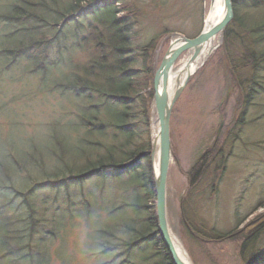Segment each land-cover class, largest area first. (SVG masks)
Here are the masks:
<instances>
[{
  "label": "rangeland",
  "instance_id": "rangeland-1",
  "mask_svg": "<svg viewBox=\"0 0 264 264\" xmlns=\"http://www.w3.org/2000/svg\"><path fill=\"white\" fill-rule=\"evenodd\" d=\"M124 1L129 3L127 4L128 7L131 2L138 3L136 4L138 12L134 13L135 17H138L136 21L134 20L136 27L133 29L134 34L138 31L135 37V49L147 45L156 37H162L156 44L154 51L151 53L152 55L145 57L150 58L148 65L151 66V63L156 64V70H158L172 42L171 35L180 34L188 38H194L201 29V4L206 6L207 9L211 6V0ZM15 5L20 7V10L16 12L17 15L23 13L22 15L29 16L28 21L21 23V26L18 27L19 29H26L34 25L32 24L33 17L46 14L45 10L53 5V1L0 0V50H2L5 42L19 43L24 41L28 43L32 41V38L38 36L33 32L26 36L22 31L9 37L2 35L7 31V26L13 27L4 23L8 19V11H13ZM93 5L90 4V8ZM58 7L66 8L64 3H60ZM88 7L86 3L83 4L84 9L87 10ZM118 7H121V4ZM249 14L250 18H255L257 11L251 10ZM69 19L71 20L70 16ZM84 20H87V18H84ZM3 24L5 27H3ZM69 24L72 29L82 26L81 17ZM159 24L163 28H160ZM84 32L85 37H91L87 30ZM72 42L73 40L69 37H64V59H72L74 65L72 62H65L62 65H56V69L47 66L45 70H48V72L43 71L40 77L29 74L30 62L27 60L9 65L6 63L0 64V185L10 186L6 187L5 191L3 190L6 194L4 203L10 202L6 208L11 212L6 214L9 217L10 215L11 217L18 215L17 206L21 204L23 198L32 200L39 197L40 192L37 190L33 193L29 187L22 190L19 187L15 190L17 185H22L20 184L22 180L29 179L30 173L36 177L40 175L39 169L67 172L70 166L77 169L88 163L87 152H83L85 157H77L80 162L77 166L72 165L76 155L65 154L63 141L67 129L64 128L60 131L58 123L61 121L66 123L68 120L74 121L77 115L83 118L88 116L91 111L88 109V104L98 101L95 98V93H92V95H79L69 91L65 94V97L70 96L76 100L71 101L72 98H70L71 103H69L66 98L65 101L69 105L67 106L60 91H48L51 80L55 77L65 79L66 77L74 78L77 74L84 76L85 73L81 71L79 63L83 64V62L94 57L95 50L91 44H89V49L85 51L86 55H82L78 49H72ZM214 42L216 48L210 59L207 60L202 69L190 78L173 107L171 140L176 159L173 158L170 163L167 179L168 221L172 233L180 240L179 242H181L194 264H241L240 257L245 261V257L248 258L252 254L264 251V231L256 240L251 238L253 241L248 242L243 251L240 248L246 242V234L239 239V242L234 244L231 241L214 243V241L208 242L205 239H217L220 232L230 231L234 227H243L244 225L250 226L248 237L256 234L259 228L264 229V198H262L264 197V127L262 128V125L258 126L257 124L258 118L264 114V97L258 98V106H254L250 110L249 117L253 124L243 130L246 139L244 142L251 145L255 143L256 148L253 146L254 148L250 152L246 146L238 145L234 150V156L228 158L230 142H226L224 147L221 141L227 138L228 131L233 126L232 120L233 117L235 118L236 105L241 102L240 95L242 93L240 87L237 86V82H242L245 77L252 78L253 72L251 61L246 60L248 58L243 59L246 49H240L237 52L233 50L226 51L222 47L220 34ZM227 42L231 43L232 40L227 39ZM257 52L260 53L261 48ZM191 53L192 50H185L177 58L173 71H176L191 56ZM0 59H4L3 54L0 55ZM107 59L112 58L108 57ZM139 65L142 66L140 62ZM139 65L132 67L131 70L134 72V70L140 68ZM73 67H75V70ZM144 67H146L145 64ZM234 68H236V71ZM67 71L72 73L69 74ZM205 71H207V75H205ZM146 73L142 70H137L134 73L136 76L134 81H136L137 87L146 79ZM202 75L205 76L200 78ZM98 78L89 77V79L99 84L102 81H98ZM256 78L264 82V71L258 74ZM154 84L155 82L152 86L133 95L132 100L126 101V105H130L128 106L129 112L132 113L130 116L134 117L138 124H144V120L150 123L151 101H147L146 95L149 89H154ZM146 101L147 110L145 113ZM67 111H71L72 114L69 115ZM101 114H103V110H101ZM237 116H239V112H237ZM118 117L121 118L120 113ZM153 119H155V116ZM222 121L225 124L218 134L220 142L210 150L214 145ZM14 123L15 125H13ZM254 124H257L256 130L252 127ZM143 128H145V125H143ZM136 130L135 128L133 131ZM235 130L236 128L231 132ZM111 135H113L112 131ZM91 136L96 137L93 131H91ZM122 138L120 135L117 139L121 142ZM144 140V144H148L152 139L151 136L149 138L146 136V139L143 137L142 141ZM97 141L103 146L114 144L110 135L107 138V133L98 136ZM139 141V136L135 135L133 142L139 143ZM219 148L223 149L222 153L225 152L224 155L226 154L227 169L224 170L219 167L213 170L211 167L210 171L195 176L194 171L201 161H209L211 158L210 153L214 154ZM137 149L134 145H131L128 151ZM53 152L60 157V165L58 167L52 165L54 168H51L49 166L53 164ZM245 152L248 153L247 156L243 155ZM99 153L100 162L102 161V163L114 162L122 156L121 153L107 151L106 149ZM219 153L221 152H217L212 158L217 157ZM222 153L221 156H223ZM96 159L97 156L92 161H96ZM138 164L140 165L138 169L142 171L136 176L137 180L142 179L144 171H149L150 165L152 166L151 159L149 161L144 159L142 164L141 162H138ZM108 170L105 169L104 173ZM99 172H102V169L99 168L93 175L96 176ZM71 175L74 174L65 173L63 175L65 177H60V179H68ZM91 178L92 176L87 179ZM87 179L83 183L74 184L67 189L71 192L69 202H65L64 195L60 196V203L66 207L65 212L67 217H70L68 221L70 227L65 230L64 234H61V240H55L52 246L47 249L50 260L46 264H103L106 261H109L110 264H119L121 261L119 256L114 263L105 259L102 255L99 256L100 261L96 260L95 256L90 254L96 251V247L90 239L89 225L84 218V211L78 210V208L70 212V205H76V208L78 206L84 208L81 207V204L85 203L86 200L94 206L95 191L99 182L94 177L89 181H86ZM58 180V177L52 180L48 178V183ZM189 181L191 187H189ZM101 183L105 191H108L106 194L107 201L114 202L120 199L122 202H129L132 200L134 181L131 178L114 177L101 181ZM183 199L184 202L181 204ZM154 203L152 205L156 206V202ZM182 212L188 220H191L195 230L199 232L198 234L193 236L185 228L182 221ZM99 213L104 214L102 210ZM39 215L40 213H38ZM98 217L100 218V216L93 214L91 221L98 222ZM45 224L48 226L47 220ZM201 227L204 228L203 233L200 232ZM37 232L36 230L35 233ZM0 237L14 242L9 222L3 218H0ZM2 239L1 244L4 246ZM34 240H37V236L31 241L33 248L24 249L23 253L28 254L35 249ZM96 252H99V250L97 249ZM0 255H4L3 249L0 250ZM133 259L136 264H141L136 258ZM18 262L15 253L0 260V264H19Z\"/></svg>",
  "mask_w": 264,
  "mask_h": 264
},
{
  "label": "trees",
  "instance_id": "trees-1",
  "mask_svg": "<svg viewBox=\"0 0 264 264\" xmlns=\"http://www.w3.org/2000/svg\"><path fill=\"white\" fill-rule=\"evenodd\" d=\"M53 5L48 7L45 11L46 14L33 17V22L31 27L26 29L14 28L12 32L6 31L4 36L9 37L15 33L22 31L26 36L27 34L36 32L37 21L40 22L41 19L46 21V24L51 22L52 24H58L66 16L72 15L79 10V7L82 4L90 3L94 0H69L63 2V0H52ZM60 3H64L66 8H60ZM130 3L129 7L127 2L124 0H108L104 6L99 9L105 11L106 13L100 11H94L92 14L85 16L88 19L89 23L96 22L100 24V27H94L91 24H87L84 21H81L82 26L80 31L76 30L78 35H82L86 28L90 32V40L92 47H95L94 57L88 59L86 65L81 66V71L85 74L75 75L74 78L59 79V84L53 86L52 91L59 90V87L62 89V92L67 93L73 91L79 95H92L95 93V98L101 99L100 103L96 101L90 102L88 104V109L91 110L88 116L85 118L82 117V121L79 124H75L74 121L68 120L66 123L62 121L58 123L60 131L64 128L67 129L63 144L65 154L76 155L75 159L72 161V165L77 166L80 160L77 157H85L83 152H87V160L84 166L73 169L71 166L67 169V172H53L50 170L39 169L40 175L30 177L29 180H22L20 184L25 187L32 188V192L35 193L37 190L40 192L39 197L35 199H29V208L21 207L18 209V215L13 220L12 224V236L15 240V248H28L30 242L35 236L38 240H34L35 248H37L38 253L31 258L33 262L38 261V263L48 262L50 260V255L47 250L44 249L52 246L55 240L61 239V234H64L65 230L68 229V220L66 219V207L60 203V196L64 195L63 199L65 202L71 200V192L67 190L69 187H72L75 183L82 182L86 177L93 176L99 168L108 166L109 168L114 167L115 165H122L120 172L121 176L133 175L131 174L136 160L143 158L146 155L145 151H149L150 144L145 143L143 140V135L148 132L141 131H131L130 133L123 135V140L119 142V139L116 137H111L113 141L112 146L100 145L99 141H94L91 136V131L97 136H103L108 132L109 129H118L121 128V125L126 124L127 118H130L131 112L129 108H125L126 101L133 97V95L139 93L142 89H146L153 84L154 80V70L149 67L146 68L145 74L146 79L143 80V83L137 87L135 79H133L134 74L130 71L132 64L128 63H119L118 57L120 56V51L128 48L135 49L134 40H129L127 35H124L125 40L123 39L121 28L128 25V23H133L137 20L138 17H135L134 13L138 12V7L136 4ZM238 3L237 15H238V25L242 28L241 32L246 35L247 38H251L252 42L257 48H261V52L258 53L257 50H246L244 58L251 61V68L253 72L251 85L252 89L259 90V93L264 90V82H261L258 77L260 74V69L258 68V57L264 56V0H234V4ZM121 4V7L117 6ZM13 11L8 15L9 19H19L22 18L21 15H17L16 12L20 10L19 5H15ZM257 11L255 18H250V11ZM125 12L126 15L121 16L120 14ZM91 13V11H90ZM48 16V18H46ZM26 19L24 22L28 21L29 16H25ZM24 19V18H23ZM36 24V25H35ZM23 25V24H22ZM21 26V25H20ZM10 28V26H7ZM95 28V29H94ZM92 33V34H91ZM138 33L136 31L135 35ZM41 36L32 38L31 42L25 43L20 41L19 43H3L2 50H0V55H4L9 59H1L3 62L9 64L14 59H32L37 58V62L33 65L34 67L41 66L43 56L40 54V49L47 50V58L52 59L56 56L55 49H60L56 45L57 37L52 36V34L45 32L40 33ZM109 35V36H108ZM120 38L119 43L116 44L117 39ZM39 37V38H38ZM86 37H83V39ZM111 39V41H110ZM55 40V41H54ZM85 41V39H84ZM87 44H90L87 41ZM126 46V47H125ZM141 53L144 52L143 47L136 49ZM234 51V50H233ZM145 54V53H143ZM113 59H107L108 57ZM106 58V59H105ZM234 58V57H233ZM8 64V65H9ZM133 66V65H132ZM249 66V65H248ZM103 70V72H102ZM92 78H98V81L101 83H95ZM248 85V86H249ZM259 93L255 94V98H258ZM147 101L150 102L153 97V91L151 90L148 93ZM119 102L125 104L120 108ZM147 101L145 102V113L147 110ZM247 104H251V99H247ZM130 106V105H127ZM103 110V114H101ZM121 115V118L118 115ZM144 113V114H145ZM68 114L71 115L72 112L68 111ZM147 126L148 123L146 122ZM83 130L84 137L82 139L71 138V133L79 132ZM139 136V143L133 142V137ZM107 138L109 135L107 134ZM118 140V142H116ZM83 141V142H82ZM76 142V143H75ZM141 142V143H140ZM134 145L137 150L128 151V148ZM112 151L116 153L125 154V157H118L114 162L102 163L100 162V151L103 150ZM97 156L96 161L92 159ZM122 157V158H121ZM53 164L49 167L54 168L60 165V157L57 153L52 154ZM54 165V167L52 166ZM133 167V168H132ZM25 168V167H24ZM118 171V167H116ZM132 168V169H131ZM42 169V168H41ZM143 173L142 179H136L133 176L134 190L133 198L129 202H120L117 201H107L106 194L108 191H105L103 184L98 183V187L95 191V203L94 206L88 200L85 203L81 204V207L76 205H70V210L78 209L84 211L83 215L86 222L89 225V236L94 247L99 250V252H91L96 258L98 256H106V252L115 249L113 246L117 245L122 248L126 247V254L129 255L132 251L136 249V246H140V242H149L151 244L150 249L157 251V254L160 258H156L154 264H172V261L166 251L164 243L161 236L159 235L158 226H157V217L155 213V205H152L155 198L154 183L152 179V169ZM65 173L74 174L65 180L60 179V177H65ZM89 173V174H87ZM125 173V174H124ZM59 178L56 182H49L48 178L51 180L54 178ZM136 179V180H135ZM136 181V182H135ZM44 182H46L44 184ZM34 184V185H33ZM38 185V186H35ZM40 185V186H39ZM135 185L138 187L136 188ZM135 188V189H134ZM94 196V195H91ZM39 202V203H37ZM155 204V203H154ZM96 205V206H95ZM102 210L104 214L99 213ZM38 213L40 215L38 216ZM93 214H96L98 217V222L94 223V220L91 221ZM44 217H46L44 219ZM48 221V226H46L45 221ZM47 229V231H45ZM38 231L35 233V231ZM35 233V234H34ZM7 246L6 248L10 247ZM146 247H148L146 245ZM129 258V256H128ZM157 260H159L157 262ZM131 264L129 259L123 261L121 264ZM103 264H110L106 261ZM252 264H255L254 262Z\"/></svg>",
  "mask_w": 264,
  "mask_h": 264
},
{
  "label": "bare ground",
  "instance_id": "bare-ground-1",
  "mask_svg": "<svg viewBox=\"0 0 264 264\" xmlns=\"http://www.w3.org/2000/svg\"><path fill=\"white\" fill-rule=\"evenodd\" d=\"M64 1L67 2V4L70 3L68 2L69 0H64ZM237 7H238V3L234 4V0H231L230 13L229 12L227 13L226 0H214V1L211 0V6L209 9H207L206 6H203L201 4V29L197 32V35L193 39L195 41L204 39V37L202 38L203 33H207L209 36H211V38H209L203 43L200 49V54L198 56H194V54L191 53L192 56H189V58L176 71L170 70V72H168L167 74L168 81H167L166 86H167V89L170 90L169 95H171V93L175 91L179 86H182L189 76L191 77L193 74H195L200 68H202L206 64V61L210 59L213 51L216 48L214 41H215V38L217 37V36L212 37L213 35L210 34L211 28L213 27L219 28V32L222 35L221 36L222 43H223L222 47L226 51L234 50L237 52V50H240V49H246L247 51L251 49L259 50V48H257L252 42V39L247 38L246 35H244L241 32L242 28L238 25V15L236 12ZM226 14H228L227 19L230 17L229 20L226 19L227 21L223 20V18L226 17ZM120 15L124 16L126 14L125 12H122ZM46 18H48V16ZM46 21L41 19L40 22L37 21V25L35 24L36 32L39 36H41L40 33H42V31L45 29L47 30L48 33L52 34V36L57 37V40L61 42H64V37L67 36L71 40H74L75 43L81 45L80 53L82 55H85V51L89 49L90 45L87 44V42H85L84 39L80 35L77 34L75 29H72L70 27L69 23H71V21L68 16H66L58 24H52L51 22L46 24ZM223 21H226V22L223 23ZM135 27H136L135 23H128V25L121 28L122 35L124 32V35H127L129 37V40H135L136 35L133 34V29ZM163 32H166V31H163ZM124 35H123V39L125 40ZM115 38L117 39L116 44L117 43L120 44L119 36L118 37L116 36ZM161 38L162 37H156L152 39V41H150L147 45H144L143 53L145 54L141 53L140 51H137L136 49L128 48L125 46L126 48L125 49L123 48V50L120 51L118 62L121 64L122 63L135 64V63L140 62L143 58L151 56L152 55L151 53L154 51L156 44ZM227 39H231L232 42L231 43L227 42ZM237 41L239 44L237 43ZM178 44L181 45L180 43ZM74 48H75V44L72 45V49ZM92 48L95 50V47H92ZM40 54L41 56H43V59H40V60L42 61L41 64H42L44 72H48V70H45L47 66L52 67L53 69H56V63L53 60L47 58V50L40 49ZM61 57L64 58V55H62ZM256 57H257L256 59L258 60V64H259L258 68L260 69V72H263L264 71V56L258 57L256 55ZM16 60H20V59H16ZM51 74L53 75V72ZM207 74H208L207 71H205V75ZM205 75H202V77L200 78H203ZM251 81H252L251 77L250 78L245 77L242 79V82L241 81L240 82L235 81V82L238 83L237 86L240 87L242 94L248 95L250 98L254 99L253 94L250 93V89L248 87ZM57 84H59L58 77H55V79L51 80L50 85L53 87V86H56ZM65 94L66 93L62 92V95L65 100L67 98V101L69 102L75 101L73 98L70 101V96L65 97ZM254 106L256 107L258 106L257 102L255 105V101H253V104L250 107V109H252ZM64 109H66L65 106H64ZM262 118H264V116L258 118L257 124L258 126L262 125V128H263L264 119ZM76 120H77V123L79 124L82 121V117L77 115ZM240 120H241V123L244 129L248 128L251 124H253L252 123L253 121H251L250 117L242 116ZM257 124H254L252 126L254 127L255 130H256ZM13 125H15V123ZM155 134H156V128L154 127L153 135ZM83 137H84L83 130L79 132L74 131L73 133H71V138L82 139ZM97 137L98 136L96 135V137H93L92 139L96 141ZM154 167L156 170L157 160L154 161ZM211 167L213 170H215L214 162L203 160L201 161L199 166L195 169L194 174L196 173L195 176H198L202 172L205 173L207 171H210ZM203 229L204 228L201 227L200 231L202 232ZM177 242H178V239L172 235V243L174 247L176 248V252L178 256L180 257V259H182L187 264H191L187 252Z\"/></svg>",
  "mask_w": 264,
  "mask_h": 264
},
{
  "label": "water",
  "instance_id": "water-1",
  "mask_svg": "<svg viewBox=\"0 0 264 264\" xmlns=\"http://www.w3.org/2000/svg\"><path fill=\"white\" fill-rule=\"evenodd\" d=\"M226 2L227 13H230L231 0H226ZM227 17L228 14H226V17L223 18V20H226ZM229 18L227 20H229ZM226 21H223V23H225ZM218 33H220L218 27L211 28L210 34L213 35L212 37H215ZM203 37L204 39L196 41L194 39L189 40L184 37H180L179 40L173 43L160 66L155 81L153 108H155L157 114L158 132L153 140L152 157L154 158L156 152L158 151V171L154 172L155 188L157 193L156 213L158 218L159 230L162 233L163 238L170 250L174 264L187 263L180 259L176 252L170 236L167 219L166 180L170 160L173 155L170 140V117L173 105L180 96L189 77L186 79L182 86H179L175 90L172 97H170L166 86L168 81L167 74L168 72H170L176 58L186 49H195L194 56H197L200 53V49L203 43L211 38V36H209L207 33H203L202 38ZM178 43H180L181 45H179ZM190 263L192 264L191 261Z\"/></svg>",
  "mask_w": 264,
  "mask_h": 264
}]
</instances>
